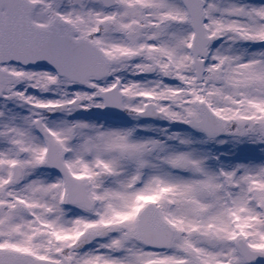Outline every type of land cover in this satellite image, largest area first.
Wrapping results in <instances>:
<instances>
[{"label":"snow or ice","instance_id":"6c2138e0","mask_svg":"<svg viewBox=\"0 0 264 264\" xmlns=\"http://www.w3.org/2000/svg\"><path fill=\"white\" fill-rule=\"evenodd\" d=\"M0 264H264V0H0Z\"/></svg>","mask_w":264,"mask_h":264}]
</instances>
